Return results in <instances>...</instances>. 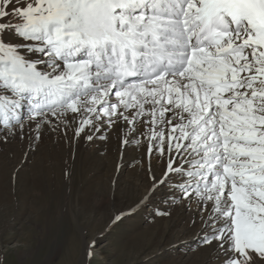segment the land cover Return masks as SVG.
Instances as JSON below:
<instances>
[{
    "label": "snow or ice",
    "instance_id": "1",
    "mask_svg": "<svg viewBox=\"0 0 264 264\" xmlns=\"http://www.w3.org/2000/svg\"><path fill=\"white\" fill-rule=\"evenodd\" d=\"M11 3L0 0V124L20 123L26 98L29 119L78 114L76 137L105 117L149 125V154L169 156L158 183L186 175L184 197L207 214L202 244L218 241L222 264L264 259V0ZM34 51L59 74L25 58Z\"/></svg>",
    "mask_w": 264,
    "mask_h": 264
},
{
    "label": "rangeland",
    "instance_id": "2",
    "mask_svg": "<svg viewBox=\"0 0 264 264\" xmlns=\"http://www.w3.org/2000/svg\"><path fill=\"white\" fill-rule=\"evenodd\" d=\"M22 6L13 0L8 11ZM2 22L20 23L12 14ZM25 58L41 72L61 71L46 52ZM78 120L68 113L0 124V264H222L219 242L202 244L205 212L185 205L175 173L158 183L167 154H149L147 131L132 146L135 158L125 159L132 147L121 150L122 129L76 137Z\"/></svg>",
    "mask_w": 264,
    "mask_h": 264
},
{
    "label": "bare ground",
    "instance_id": "3",
    "mask_svg": "<svg viewBox=\"0 0 264 264\" xmlns=\"http://www.w3.org/2000/svg\"><path fill=\"white\" fill-rule=\"evenodd\" d=\"M60 63H62V62H60V61H54L53 59L50 61V66L51 67H53V64H60ZM58 69V71H59V69L60 68H57ZM50 73V72H49ZM111 101H114V100H117V98L114 96V95H112V96H110V98H109ZM115 103V102H114ZM146 107H148L147 105H146ZM28 109H29V105H28V103H27V99L26 98H24V99H21V108L20 109H18L17 111H18V113H19V115H20V117H21V119H23V118H25V117H28L29 116V111H28ZM132 110H129L128 112H126L125 114L126 115H130V112H131ZM78 115V114H77ZM170 115V114H169ZM26 120V119H25ZM108 118L107 117H105L103 120H101V121H98L97 123H96V127H99L100 128V130L101 131H104L105 129H109V128H111V132H113V131H116V130H118V132H119V130L120 129H122L123 131H124V134H126V136L123 138V139H121L120 141H119V146H120V148H121V150H124V148H126V147H132L134 144H136V143H128L127 145H125L124 143H123V141H124V139L125 138H127L129 141H132V140H138L139 139V137L138 136H140L141 134L143 135V132H146V131H148V128H149V125H147V124H143V123H141L139 120L138 121H136V123L134 124V125H129L125 120H123L122 118L121 119H117V118H115L114 119V123H112V124H109L108 122ZM120 128V129H119ZM133 128L135 129V131H133ZM110 131V130H109ZM120 133V132H119ZM117 134V133H116ZM142 135H141V137H142ZM141 137H140V139H141ZM121 138V137H120ZM146 139V138H145ZM144 141V140H143ZM147 143V142H146ZM139 146V145H138ZM134 147V146H133ZM133 147L132 148H130L131 149V153L128 151V150H130V149H128L127 151V154L125 155V159H129V158H135L134 156H135V154H134V149H133ZM133 149V150H132ZM140 149H142L141 147H140ZM145 153V152H144ZM122 154H124V153H122ZM136 154H137V152H136ZM175 153H172V156L173 157H175ZM153 156V155H152ZM165 157V156H164ZM123 158V157H122ZM156 158V157H155ZM151 159V158H150ZM167 159H168V161H169V156L167 155ZM122 160H124V158L122 159ZM128 161V160H127ZM130 161V160H129ZM128 161V162H129ZM151 162V161H150ZM177 164H183V161L182 160H177ZM183 167L185 168V169H187L189 166H188V164H183ZM163 175V174H162ZM174 179H176L175 181H176V183H175V188H177L176 190H178L180 193H181V195H183V191H182V189L179 187V185H181L182 183H184L185 181H187L189 178L186 176V175H182V174H177V173H175L174 174ZM173 179V178H172ZM171 181V180H170ZM173 188V187H172ZM171 192V191H170ZM177 192V191H176ZM183 201H184V203H185V205H188L189 206V209L190 210H192V211H200L201 210V206L199 205V203H198V201H197V199L193 196V197H191V198H185L184 197V195H183ZM182 201V202H183ZM183 204V203H182ZM203 214V213H202ZM202 216V215H201ZM204 216V215H203ZM206 217H207V214L205 213V216H204V219H206ZM204 219H202V220H204ZM201 224V223H200Z\"/></svg>",
    "mask_w": 264,
    "mask_h": 264
}]
</instances>
